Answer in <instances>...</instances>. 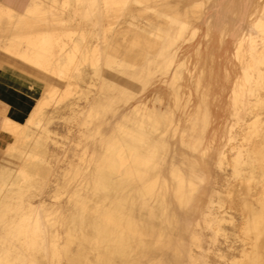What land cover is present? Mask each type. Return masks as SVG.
<instances>
[{
    "label": "rangeland",
    "instance_id": "1",
    "mask_svg": "<svg viewBox=\"0 0 264 264\" xmlns=\"http://www.w3.org/2000/svg\"><path fill=\"white\" fill-rule=\"evenodd\" d=\"M163 3L159 16L153 17L159 18L167 27L157 39L155 36L152 38L154 40L148 43L147 49L164 51V48L169 47V54L173 57V50L181 40H173L172 43L167 31L172 28L174 31L182 29L184 54L194 56L198 51L200 57L194 56V60L181 63V67L176 65L179 60L175 61V57L172 58L174 64H170L168 59L153 55L147 57V60L144 58L132 69L129 68L132 71L147 69L146 76L140 75L132 87L119 85L115 81L111 86H105V76L103 80L96 75L93 79L83 76L84 92L79 100L82 107L80 111L74 116L63 108L55 114L52 123L39 130L41 144H47L45 137L48 133L51 136V132L59 135V143L51 144V147L50 143L47 145L52 152L46 159L53 170L48 185L41 187V197L32 192L28 193L27 199L35 204L34 215L42 202L50 210L49 213L60 218V237L64 236L68 223L72 220L79 222V218L83 228L95 230L92 218L80 214L79 207L70 205L67 201L53 203L52 196L59 189L66 188L68 191H75L80 199L86 198L92 203L95 201L93 187L97 179L94 163L100 159L108 142L117 137L120 125L142 128L144 132L151 133V139L156 141V132L161 130L157 154L149 152L153 155L149 158L146 155L148 151L143 149L142 155L152 167L148 172L150 177H161L170 183L165 211L158 214L150 212L145 206L146 201L126 181L120 182L119 188L100 195L107 202L124 197L129 208L138 213L144 212V215L165 224L170 230L163 243H158V235L155 234V240L149 248L143 249L126 264H264V137L259 141L262 131L264 134V0H163ZM195 7H200V23L187 24L188 12ZM195 11L190 14L194 15ZM155 21L159 23L158 20ZM135 22L131 24L132 28L141 27ZM124 29L125 27L115 37L116 41L120 39ZM209 33L211 40L208 41L206 36ZM144 40L148 39H142L136 50L145 45ZM170 41L171 44H168ZM133 43V47H136L137 41ZM118 50L120 60L126 59L119 43ZM4 54L6 53L0 50V70L6 72V78L10 73L23 83L24 96H19V102L11 105L12 115L9 117L21 121L33 94L30 90L35 93L32 86L40 87V84L37 85L38 78L33 73L37 70L26 66L24 68L17 62H6ZM134 54L136 53H132ZM115 64L110 65L104 61V72H110ZM175 69L183 77L181 81H173L170 90L166 83L172 80ZM79 77L81 76L77 75L76 78ZM154 80H158L157 84L162 82L163 86L153 88ZM42 81L43 76L40 74L39 83ZM192 81L200 82L202 88L196 91L197 85L192 84ZM150 89L167 100L171 106L168 113L177 119L178 125L171 121L160 129L149 128L154 125V121L149 117L148 109L140 103ZM9 92L0 86V103L5 107L6 115L14 98ZM176 93L181 96L177 104L172 98ZM199 103L202 112L198 118L194 117L196 120L185 114V109L193 114L196 111L194 106ZM256 115L259 118L254 128L251 117ZM4 116V111L0 108V129L16 139L18 136L13 135L23 130V127L18 128L14 134L8 133L4 129L7 126ZM144 120L147 121V126L142 127L141 122ZM19 142L21 145V141H15L11 147L19 146ZM231 147L233 149L228 154ZM6 153H10L8 144L0 150L1 166L7 163H3ZM27 160L31 161L30 158ZM172 171H178L180 175L185 173L196 182L195 187L189 185V180L183 186L187 193L183 207L180 208L175 202L172 189L173 184L179 183L172 178ZM244 176L251 178V191L247 197L242 192V197H246V216L250 218L257 215V223L254 231L248 225L245 228L243 224L244 230L239 232L244 221L236 206L240 202L236 184ZM23 191L20 199H8L7 203L11 208L15 209L17 204H21L27 194ZM232 192L234 202L230 200ZM25 208V212H28V202L25 203ZM15 214L16 212H10L3 221L0 220V258L6 257V261H13L15 264H23L26 257L33 264H56L55 259V263L48 258L42 259L37 253V245L28 247L26 241H21L24 237L20 234L21 226ZM257 232H260V236L253 253ZM59 244L62 245V240ZM69 258H73L76 264H114L112 260L104 263L98 259L97 251L89 244L79 246ZM69 258L64 257L61 264H67Z\"/></svg>",
    "mask_w": 264,
    "mask_h": 264
},
{
    "label": "bare ground",
    "instance_id": "2",
    "mask_svg": "<svg viewBox=\"0 0 264 264\" xmlns=\"http://www.w3.org/2000/svg\"><path fill=\"white\" fill-rule=\"evenodd\" d=\"M163 5V0H29L22 10H16L0 2V50L22 65L37 70L43 76L39 88L32 86L38 94L32 95L23 120L9 118L12 115L11 105L8 115L5 116L7 126L6 128L4 126V129L8 133L14 134L20 127H23V130L13 135L18 136L16 139L7 134L11 142L7 141L10 153L4 154L3 158V163H7L4 166H1L2 162L0 163V220L3 221L10 212H16V219L21 226L20 234L24 237L23 242L26 241L28 247L37 245L42 259L48 258L53 263L55 259L56 264H61L64 256L71 255L81 245L89 244L97 251L98 259L104 263L112 260L114 264H126L137 257L143 249L149 248L155 240V234L158 235V243L161 244L170 233L165 224L155 222L144 215V212L138 213L129 208L124 197L107 202L100 196L108 191L109 183L126 181L146 201L145 206L150 212L158 214L165 211L171 186L166 180L150 177L148 173L151 169L150 162L142 154L143 149L156 153V147L152 146V141L156 140H152V134L144 132L142 128L120 125L117 137L108 142L102 156L94 163L97 178L93 187L95 201L91 203L86 198L80 199L75 191H68L66 188L59 189L52 196L54 203L67 201L68 204L79 207L80 214L92 218L95 230L83 228L79 218V222L76 220L69 222L64 236L60 237V218L54 213H49L43 206H39L38 212L34 215L35 205L30 202L28 212H25L26 201L17 204L16 210L7 203L8 199L13 201L20 199L24 194L23 190L27 193L34 192L41 197V187L45 188L53 175L51 163L46 159L52 152L47 145L49 143L50 147L51 144L57 145L59 135L51 132L50 136L48 133L45 137L47 144L43 145L39 130L52 123L55 114L63 108L74 116L80 111L82 107L79 100L84 92L82 77L88 76L93 79L96 75L103 80L108 72H104V61L110 65L116 63L115 68L134 67V64H128L126 59L120 60L115 37L132 20V16L139 15L146 22H151L155 19L153 16L158 17L161 13ZM191 11H195V14L191 15ZM191 11L188 12L187 24H196L200 21V7H195ZM206 40H211L210 33L207 34ZM210 53L213 54V51ZM238 53L241 51L238 50ZM194 56L200 57L199 52L196 51ZM194 56L182 52L177 57L179 64L176 65L181 67L186 61L194 60ZM168 61L174 64L171 57ZM77 75L81 77L76 78ZM182 75L175 69L172 72V80H168L166 86L171 90L173 81H181ZM195 81H192V84L197 85L198 91L202 85ZM186 82L187 77L184 80V83ZM172 98L177 104L181 96L176 93ZM140 104L148 109L149 117L154 121V125H150L149 128L160 129L172 121L168 113L171 106L162 96L154 94ZM48 107L51 108L46 109ZM194 107L196 111L193 114L189 113V109L182 110L185 114L198 118L202 106L199 103ZM258 118L259 115L251 117L254 128ZM141 124L145 127L147 121L144 120ZM15 141L22 143L20 145L19 142V146L15 143V146L11 147ZM232 149L233 147L229 149L228 154ZM172 173V178L179 183L172 187L175 202L179 207H183L187 193L183 186L188 180L191 187H195L196 183L184 174H178V171ZM236 186L240 197L238 205L241 207L245 199L242 192L247 196L251 191V178L242 177ZM243 221L245 222L244 216ZM239 230L243 231L244 226ZM250 230H255V222L251 223ZM61 240L62 245L59 244ZM0 262L9 264L4 259H0ZM24 264L33 262L28 260Z\"/></svg>",
    "mask_w": 264,
    "mask_h": 264
},
{
    "label": "crops",
    "instance_id": "3",
    "mask_svg": "<svg viewBox=\"0 0 264 264\" xmlns=\"http://www.w3.org/2000/svg\"><path fill=\"white\" fill-rule=\"evenodd\" d=\"M0 2L2 3V4H4L6 7H9V8H11V9H16V10H22L27 4H28V2H29V0H0ZM159 16V15H158ZM135 17H138V19L137 18H135ZM155 20H158V22L159 23H156V21ZM135 21H137V22H139L138 23V25H141V27L140 26H137V27H135V28H132V26H131V24L133 23L134 24V22ZM198 23H200V21L198 22ZM198 23H196V24H198ZM196 24H191V25H196ZM167 27V25H165V23H163V21H161V20H159L158 18L157 19H154L153 21H151V22H146L145 20H143L139 15H134V16H132V20L131 21H129L128 22V24L126 25V27H125V29H124V31H123V33L120 35V39L117 41V43H119L120 45H121V47L124 49V51H123V53L125 54V57H126V60H127V63L128 64H134V66H135V64H137L138 63V61H140V62H142L143 60H144V58L146 59L147 57H151L152 55L154 56V57H156V58H163V59H168V57H171V58H173V57H175L176 58V60H177V57L179 56V54L180 53H184V46H182V43H183V35H182V29H180V30H178V31H174L175 29H173L172 28V30L170 31V30H168L167 31V33H169V35H170V38H171V41H172V43H173V40H174V42L176 41V42H178V41H180L181 40V42H179L178 44H176V48L173 50L174 51V53L176 54H173V57L172 56H170V48L168 47V48H164V51H158V50H156V51H154V50H152V51H154V52H152V51H149L148 49H147V45H148V43H150V41H153L154 39H152V38H154V36H155V38L157 39L158 38V36L162 33V32H164V30H165V28ZM132 28V29H131ZM131 29V30H130ZM175 32V33H174ZM142 39H148V40H144V42H145V45L144 46H142L141 47V49H139V50H136V48L137 47H139V42L142 40ZM134 41H137V45H136V47H133V45H134ZM171 41L170 42H168V44H171ZM184 44V43H183ZM178 48V49H177ZM202 48V47H201ZM152 52V53H151ZM132 53H136V54H134V55H132ZM131 54V55H130ZM148 55V56H147ZM3 57H4V60L6 61V62H12V63H14V62H17L20 66H22V67H24V68H26L24 65H22L20 62H18V61H15L14 59H12L11 57H9L8 55H6V54H4L3 55ZM147 60V59H146ZM149 61V60H148ZM147 61V62H148ZM129 68L130 69H132L133 67H130V66H117L115 69H111L110 70V72L108 71L107 73H106V75H105V79H104V82H103V84L106 86H111L112 85V83H113V81H115L116 83H119V85H121L122 84V86L123 85H125V86H127L128 87V85H130L131 87L132 86H134V84H135V79L136 80H138L139 79V77H140V75H144V76H146V74H147V69H144V70H142V71H132V70H129ZM28 69V68H27ZM122 70H124V71H122ZM142 72V73H141ZM33 73H35V75L37 76V78H38V83H37V85L39 84V81H40V74L37 72V71H33ZM5 74H6V72H4V70H0V86H2L5 90H7V91H10L9 92V94L10 95H13L14 96V98H13V101H12V103L10 104V105H13V104H16V103H18L19 102V96H24L23 95V83H22V81H19L16 77H14L13 75H11L10 73H8V78H6L5 77ZM9 82V83H8ZM11 82V83H10ZM157 82H158V80H154L153 82H152V86H153V88H155V87H161L160 85H162V82L160 83V84H157ZM12 84V85H11ZM18 85V86H17ZM36 85V86H37ZM33 94L32 95H34V92L32 91V90H30ZM154 91L155 90H153V89H150L149 90V92L147 93V95H144L143 96V100L144 99H148V98H150L152 95H154L155 93H154ZM139 93V92H138ZM143 100H141V101H143ZM136 104H138V103H136ZM135 104V105H136ZM135 105H134V108H135ZM0 108H2L3 109V111H4V115L6 116V109H5V107L0 103ZM8 109H7V113H8ZM59 113V112H58ZM170 115V117H171V120L176 124V125H178V122H177V119L176 118H174V116L173 115H171V114H169ZM4 116V117H5ZM5 119V118H4ZM196 120V119H195ZM165 127L167 126V124L166 125H164ZM2 132V133H1ZM161 132V130L159 131V132H156V138H157V140L158 141H152V146L153 147H156V154H157V147H158V143L160 142V139L158 138L159 137V133ZM263 137H264V134H263V131L261 132V134H260V139H259V141H262V139H263ZM10 137H9V135H7L6 133H4L1 129H0V150L1 149H3L4 147H5V145H6V143H7V141H10ZM156 154H154V156L156 155ZM146 155H147V157H149V158H151V156H153V155H150L149 154V152H146ZM153 161V160H152ZM153 164L155 165V163H154V161H153ZM157 164V163H156ZM153 165V166H154ZM152 168V167H151ZM176 168H179V170L181 171V169H180V167L178 166V165H176ZM172 169H175V168H171V170ZM171 170H170V173H171ZM182 172V171H181ZM183 173V172H182ZM185 174V173H184ZM186 175V174H185ZM187 176V175H186ZM189 179H191V180H193L194 181V183H196L195 182V180L193 179V177H191V176H187ZM158 178H160V179H163V178H161V177H158ZM163 180H165V179H163ZM167 181V180H166ZM120 182H122V181H117V182H112V183H109V189H108V191H110V189H117V188H119L120 186L118 185ZM168 182V181H167ZM168 184L170 185V183L168 182ZM118 185V186H117ZM174 185V184H173ZM107 191V192H108ZM29 193V192H28ZM28 193L24 196V198H23V201L25 202H30L28 199H27V196H28ZM31 194V193H30ZM36 194V193H35ZM37 195V194H36ZM247 197V196H246ZM245 197V198H246ZM254 200L256 199V196L253 198ZM230 200H232L233 201V192L231 193V195H230ZM245 199L243 200V203H241V207H239V205L238 204H236V206H238V208H239V210H240V212H241V215H242V220H243V216H244V218H245V228L247 227V225H248V227H249V229H250V226H251V223L252 222H255V229H256V223H257V219H256V216L257 215H254V216H252V217H250V218H247V216H246V206H245ZM234 202V201H233ZM31 203V202H30ZM54 203V202H53ZM244 204V205H243ZM35 205V204H34ZM39 206H43V204H42V202L40 203V205ZM43 208L44 209H46L44 206H43ZM178 208H180L179 206H178ZM47 211H50V210H48V209H46ZM244 211V212H243ZM53 214V213H52ZM56 215V214H55ZM240 231V230H239ZM259 236H260V232H257L256 233V239H255V242H254V244L256 245L257 244V241H258V239H259ZM21 241H23L22 240V238H21ZM255 245H253V253H254V251H255ZM26 248V247H25ZM27 249V248H26ZM79 250H80V248H79ZM39 251V250H38ZM37 251V253H39ZM75 251H76V249L74 250V252L72 253L73 255H74V253H75ZM72 254L71 255H69L70 257L72 256ZM69 256H64L65 258L67 257V258H69ZM3 257V256H2ZM27 258V259H26ZM24 260H23V264L26 262V261H28V260H31L30 258H28V257H26ZM1 259V258H0ZM5 261H6V257H4L3 258ZM2 259V260H3ZM32 261V260H31ZM8 262V261H7ZM62 262V261H61ZM9 264H15L13 261H11V262H8ZM67 264H76L75 262H73V258H69V259H67Z\"/></svg>",
    "mask_w": 264,
    "mask_h": 264
}]
</instances>
